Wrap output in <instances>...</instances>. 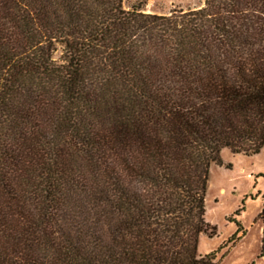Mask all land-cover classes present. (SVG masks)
Segmentation results:
<instances>
[{
    "label": "trees",
    "instance_id": "trees-1",
    "mask_svg": "<svg viewBox=\"0 0 264 264\" xmlns=\"http://www.w3.org/2000/svg\"><path fill=\"white\" fill-rule=\"evenodd\" d=\"M122 2L0 0V264H216L209 167L264 147V0Z\"/></svg>",
    "mask_w": 264,
    "mask_h": 264
},
{
    "label": "rangeland",
    "instance_id": "rangeland-1",
    "mask_svg": "<svg viewBox=\"0 0 264 264\" xmlns=\"http://www.w3.org/2000/svg\"><path fill=\"white\" fill-rule=\"evenodd\" d=\"M205 0H123L124 9L141 6L146 13L168 14L173 10L198 9ZM221 163L209 167L205 191V221L214 228L213 236L201 234L197 254L217 251L216 264H264L259 257L261 222L264 209V147L256 155L231 154L224 149ZM243 231L233 244L228 239Z\"/></svg>",
    "mask_w": 264,
    "mask_h": 264
}]
</instances>
